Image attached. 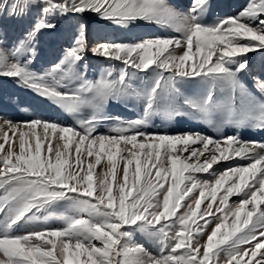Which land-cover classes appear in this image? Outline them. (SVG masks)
Segmentation results:
<instances>
[{"label": "snow or ice", "instance_id": "1", "mask_svg": "<svg viewBox=\"0 0 264 264\" xmlns=\"http://www.w3.org/2000/svg\"><path fill=\"white\" fill-rule=\"evenodd\" d=\"M213 7L0 0V264H264V0ZM181 118L218 135L157 129Z\"/></svg>", "mask_w": 264, "mask_h": 264}, {"label": "rangeland", "instance_id": "2", "mask_svg": "<svg viewBox=\"0 0 264 264\" xmlns=\"http://www.w3.org/2000/svg\"><path fill=\"white\" fill-rule=\"evenodd\" d=\"M194 0H170V3L177 5L179 7V10L181 11H187L191 5L193 4ZM246 0H211V3L213 4V14H219V15H225V14H231L235 12L236 5L245 3ZM143 29H137L136 34L142 32ZM127 35L118 29H115L113 27H107L106 22L102 24H93V31L90 35V39L93 43H95L96 40H124ZM68 33L67 31L64 32L63 35L60 36H45L42 38L40 50H39V60L38 64H42L44 66L50 65L52 62L56 60V57L61 54L64 47L67 46L66 39H67ZM261 54L256 53L254 54V68L257 72L261 70ZM101 62L102 60L100 58H93L92 62L97 63ZM7 87L8 89H11V81H2L0 82V93L3 92L4 88ZM42 107H45L49 114H56V111H54L51 107H48L47 105H42ZM114 113L119 114L125 118H132L136 109L132 108L131 106H125V105H114L111 109ZM31 111L29 112H20L18 114L19 118H25L27 115H30ZM157 129L161 132H173L176 130H188L191 128H195L196 130H203L205 134L211 135L213 137H216L218 134L215 133L211 128H207L205 125H203L201 122L198 121H191L188 118H181L178 122L169 124L167 122H161L159 119L156 121ZM108 125H105L102 129L105 134L107 133ZM224 134L232 135L234 134V131L231 129H225ZM241 137L244 140H257L260 142H264V133L261 132H254L252 130H244L241 133ZM247 161L239 160V163L244 164ZM231 163L235 164L236 161H232ZM225 164L219 165L221 169L225 167ZM239 197H232L229 201L231 204L232 201L238 200ZM49 223H58L57 219L55 217L50 218ZM138 239H140L138 235ZM148 246V245H146ZM150 250H152L150 248ZM153 254L154 250H153Z\"/></svg>", "mask_w": 264, "mask_h": 264}]
</instances>
